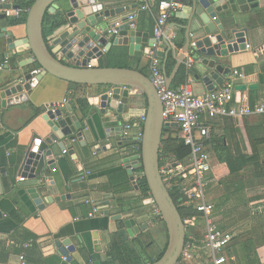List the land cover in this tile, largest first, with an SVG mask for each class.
<instances>
[{
    "label": "crops",
    "instance_id": "obj_1",
    "mask_svg": "<svg viewBox=\"0 0 264 264\" xmlns=\"http://www.w3.org/2000/svg\"><path fill=\"white\" fill-rule=\"evenodd\" d=\"M17 1L7 0L4 3L14 7L18 4ZM66 3V0L60 1L58 9L51 13L60 15L64 20V25L55 31V39H53V35L49 37V45L52 48L55 47L54 44H57V37L67 28L65 27L67 23ZM156 4L157 0H152L150 8L141 11L138 0H122L118 7L114 8L121 6L126 10L120 18L127 19L131 15H137L132 29L140 33H148L150 38L154 39V28L158 18ZM8 11L11 13L13 9ZM8 11L0 10V14H6ZM177 15L169 20L165 31V33L169 31L168 41L173 47V52L170 55L175 60L182 51L176 47V43L182 42L184 47L186 43V28L184 27L187 26V21L177 18ZM120 18L112 22L114 23ZM13 20L16 19L7 17V31L12 33L15 40L25 39L27 36L26 20L17 25L12 24ZM254 20L256 23L251 26V22ZM1 25L2 20H0V34H2ZM241 26L247 27L249 30L250 48L231 54L228 59L219 60V64L231 70L230 75L225 78V82L232 78L235 79L232 72L237 70L245 75V79L236 80L237 86L243 84L257 86L253 91L237 92L235 96L236 101H244L253 107L264 104V7L249 13L242 20ZM114 37L109 36V40L113 41ZM162 43L160 51L166 52L167 48L163 47V38ZM6 51V40L0 39V76L3 75L9 64L18 66L32 58L31 52L25 50L24 53L19 54L15 61L8 59L6 64ZM8 54L11 58L12 53ZM153 55L150 53L143 58L129 56L128 49L119 46H114L109 53L105 54L110 67L122 68L126 65L128 69L144 71L147 75ZM33 69L34 66L29 65L24 68L23 72ZM204 72L198 61L194 69L188 72V80L192 82L193 92L196 95L211 92L203 83ZM218 88L220 86H216L215 90ZM109 92L111 90L107 87L93 86H83L78 90H72L68 82L46 75L33 92L27 95L28 101L26 102L3 109L0 97V186L2 190L0 195V212H2L0 218V264H21L22 256L27 264H69L60 255L57 246L58 243L61 244L65 241H68L71 247L76 248L75 253L70 256L78 264H88V262H90L89 264H101L106 261L114 239L120 237L118 232L121 223L113 221V216L127 212L126 215H132L140 223L151 219L155 220L153 208L144 205L145 199H140V192L134 188L130 180L134 176L135 180L139 181L142 174L138 171L129 172L124 163L127 157L133 155L132 141L138 131L143 129L141 119L146 110V98L141 96L134 109L124 115V120L117 121L115 115L108 117L100 113L99 108L90 104L91 99ZM78 99L87 100L85 108L78 107ZM66 102L70 104L73 114L82 124L85 145L82 146L79 141L66 143V145H73L75 156L64 155L62 151H57L54 165L50 168L51 175L40 182L43 185L47 183L53 195L70 196V199L52 204L46 203L45 208L39 210L28 194L31 183L19 175V170L34 135L45 137L50 132L43 119L44 114L51 105L60 108ZM38 109L42 111L41 115H36ZM126 125H132L128 138H125ZM209 125L213 137L219 139L218 141L221 140L220 142L223 141L227 152L237 161H244L250 157L248 133L252 136L263 133L264 136V116L248 118L243 121L219 118L210 121ZM172 129L179 134L178 128ZM166 131L168 138L171 134L168 130ZM213 149L214 147L210 152H215ZM257 151L260 160L264 161V143L257 146ZM86 171H91V175L82 181L81 176ZM121 172H124L129 178L127 190L124 189V184L120 180ZM49 179L52 180L49 181ZM257 191L253 190L251 194H248L245 189L243 192L249 198V196L253 197L262 193L264 189ZM220 195L224 198L223 189ZM89 199L97 201L104 208L101 214L91 219L88 218L90 209L85 205V201ZM263 201H251L250 203L260 205ZM144 208L148 210V213L145 214ZM250 208L252 211L258 207L252 205ZM105 210L110 212L109 216L105 215ZM15 212L23 217L24 221L21 224L14 219ZM258 219L260 218L256 220ZM217 221L220 225L225 222ZM27 233H32L37 237L36 242L28 247L21 245L22 239ZM262 240L264 242V236L261 237ZM95 242L98 244L97 246H95ZM257 252L259 259L264 263V244L258 248ZM224 255L226 257L225 252ZM189 264L211 263L206 252L197 251Z\"/></svg>",
    "mask_w": 264,
    "mask_h": 264
},
{
    "label": "water",
    "instance_id": "obj_2",
    "mask_svg": "<svg viewBox=\"0 0 264 264\" xmlns=\"http://www.w3.org/2000/svg\"><path fill=\"white\" fill-rule=\"evenodd\" d=\"M4 1L7 0H0L2 11L20 8L18 4L12 7ZM60 1L62 0H36L27 15L25 39L15 40L12 33L7 31L6 14H0V39H5L7 44L5 57L15 61L25 50L32 54V58L18 66L9 64L0 76L2 108L28 101L27 95L33 92L46 75L73 85L109 88L111 92L91 99L90 104L108 117L115 115L117 121L124 120V115L130 113L140 97L144 96L146 110L141 155L129 156L124 163L129 172L142 171L141 178L146 180L152 197V200H145L144 205L158 208L167 230L168 243L165 252L161 258L148 264H179L186 244L187 230L160 173V168L165 165L160 158L163 135L168 128H178V125L164 123L161 98L149 75L138 70L110 67L105 54L114 46L126 47L129 56L139 58L156 53L163 61L167 87L171 88L173 79L184 65L185 55L193 50L199 66L205 71L203 83L212 92L231 73L229 68L219 64V60L245 51L250 45L249 30L241 26L242 20L252 11L264 7V0H186L185 9L177 15V18L187 21V26L184 27L186 43L170 75L166 70L170 53L173 52L168 41L169 31L163 36V47L167 51L156 52V40L151 39L150 34L137 32L131 28L134 22L127 24L126 18H120L126 10L121 6L114 7H118L122 0H66L67 28L57 37V44L52 48L49 38L44 37V20L47 13H54L58 9ZM117 18L125 24L117 30L118 36L111 41L109 30L115 23L112 21ZM193 41L195 47L191 48ZM8 53H12L11 58ZM29 65L34 66V69L23 72ZM256 88V85L243 84L236 86V92L253 91ZM43 119L50 132L45 137L34 135L19 170V175L31 183L28 194L39 210L44 209L46 203L70 199V196L53 195L48 184L43 185L40 182L51 175L50 168L54 165L57 151L67 150L69 155L75 156L73 145L66 143L79 141L82 146L85 145L82 124L73 114L70 104L66 103L60 108L51 105ZM130 180L139 191L138 181L134 176ZM1 193L0 186V195ZM101 211H104L103 207ZM104 213L106 216L110 214L108 210ZM126 213L113 216V221L121 223L118 233L124 242L135 239L148 229L147 223L141 225L132 215ZM97 245L95 242V246ZM57 246L60 255L69 264H78L70 256L75 253L76 248L71 247L68 241L58 243Z\"/></svg>",
    "mask_w": 264,
    "mask_h": 264
},
{
    "label": "built area",
    "instance_id": "obj_3",
    "mask_svg": "<svg viewBox=\"0 0 264 264\" xmlns=\"http://www.w3.org/2000/svg\"><path fill=\"white\" fill-rule=\"evenodd\" d=\"M138 1L141 11L148 10L152 2V0ZM185 1L162 0L156 4L158 12L154 28V39L156 40L154 49L156 52L162 48V38L169 20L183 11ZM30 11L31 8H18L11 11V13L6 12V16L18 20L23 16H27ZM136 16L131 15L128 17L127 24L134 22ZM124 24L122 20H117L109 30V36H118L119 32L117 30ZM133 27L134 25H131V28ZM194 47L195 44H192L191 48ZM249 48L248 45L247 49ZM5 62L8 63V58ZM196 64L197 60L192 50L185 55L184 66L186 71L193 70ZM148 75L151 77V82L161 98L164 123L177 124L179 137L184 145L190 149V155L185 160L161 158L165 165L160 168L163 182L169 192L171 190L180 192V207L191 208L197 214L183 220L186 230H189V235L179 264L192 262L194 254L202 250L206 251L211 264H227L228 259L225 257L224 252L234 239L235 233L220 227L215 217V205L210 196L213 187L220 185L210 154L213 134L209 122L219 118L241 120L253 115L264 116V104L252 107L244 101H236V80L245 79V75L237 70L232 72L235 79L232 78L221 85L220 88L204 95H196L193 92L190 80H187L176 91L168 88L163 70V61L156 56V53H154L149 64ZM141 121L144 123L145 117ZM125 128V138H128L132 125H126ZM143 137V129L141 128L132 141L131 150L133 155H141ZM73 143H76V141ZM62 153L66 155L68 151L65 150ZM90 175L91 172L86 171L81 176V180L85 181ZM147 199L152 200L151 194L145 200ZM85 205L90 209L89 219L102 213L101 204L94 200H86ZM152 208L154 217L162 220L158 208L156 206H152ZM199 222L202 223V227L197 229ZM20 260L21 264H26L24 256Z\"/></svg>",
    "mask_w": 264,
    "mask_h": 264
},
{
    "label": "trees",
    "instance_id": "obj_4",
    "mask_svg": "<svg viewBox=\"0 0 264 264\" xmlns=\"http://www.w3.org/2000/svg\"><path fill=\"white\" fill-rule=\"evenodd\" d=\"M162 0H157V4ZM18 5L20 8H31L32 5L36 2V0H18ZM26 16H23L22 18L18 20H13L12 24H20L24 23ZM256 21L251 22L254 25ZM64 25V20L61 18L60 15H53L51 13H47L45 20H44V37L47 39L50 36H52L55 31H57L59 28H61ZM176 47L182 49L183 43L177 42ZM176 66V60L170 55L166 70L168 75L172 74L174 68ZM122 68H127L126 65H124ZM144 74H146L144 71H141ZM188 80V72L186 71L185 66L183 65L179 72L176 74L175 78L173 79V83L171 86L172 90H178L183 84H185ZM72 90H78L82 88L83 86L79 85H73L70 84ZM77 105L80 108H85L87 105L86 99H78ZM36 115H41L42 111L40 109L36 110ZM258 116H248L240 121H243L248 118H255ZM168 132L171 134L168 138L166 137V132L163 135L162 140V146L160 150V158L164 159H175V160H185L190 155V149L186 147L182 141V139L179 137L178 132H175L172 128L167 129ZM173 134H175L173 136ZM249 137V152L250 157H248L244 161H237L234 159L229 152H227V149L224 147V142H220L217 140V138L213 137L212 135V141H211V149L214 147V153L216 154V157L218 161L227 166L229 172L231 175H235V180H229L227 183V186L224 191V201L229 198L228 195H237L238 193L242 192V190L247 189V193L251 194L253 190H261L264 189V161L260 160L259 153L257 151V146L264 143V136L263 133L257 136H252L248 133ZM222 145V146H221ZM91 172V171H90ZM140 174H142V171H138ZM120 180H122V183L124 184V189H128L129 185V178L124 173L121 172ZM246 176H251V181H248L247 183L250 185L249 189L245 187L244 182L246 179H244ZM244 177V178H243ZM225 184H221L220 186H224ZM137 185L139 187V192L141 194L140 199H146L149 194L150 190L148 188L147 182L144 178H140L137 182ZM232 191V192H231ZM258 192V191H257ZM170 195L173 198L175 204L178 207V210L182 216L183 219H186L187 217H194L197 214L191 209V208H185L180 207L179 204V198H180V192L179 191H170ZM264 200V191L260 194L254 195L253 197L249 196V202L251 201H262ZM97 202V201H96ZM220 203V202H219ZM216 209V205H215ZM14 219L21 224L24 219L21 217V214L18 212H15L13 214ZM155 221L161 223V225L164 226L166 229L164 223L162 220H159L158 218H155ZM222 229H225L223 225H220ZM256 230H252V233L245 235H236L232 242L229 244V246L225 249L226 258L228 259L229 264H263L259 260L257 256V250L258 248L264 244L263 240L261 241V237L264 236V224L260 226V234L255 232ZM189 235V230L187 229V236ZM37 240V237L32 233H27L26 236L22 239L21 245H32ZM167 247V246H166ZM166 248L161 252V254L156 258H151L149 256V253L143 246V236H140L132 241L124 242L122 238L116 237L114 239V242L112 246L110 247V250L108 252V257L104 263L101 264H148L153 263L154 261L161 258L163 253L165 252ZM1 260V255H0ZM90 262H88L89 264ZM227 263V264H228ZM27 264V263H26Z\"/></svg>",
    "mask_w": 264,
    "mask_h": 264
},
{
    "label": "rangeland",
    "instance_id": "obj_5",
    "mask_svg": "<svg viewBox=\"0 0 264 264\" xmlns=\"http://www.w3.org/2000/svg\"><path fill=\"white\" fill-rule=\"evenodd\" d=\"M210 154L214 163L215 173L219 179L218 181L219 185L221 184L223 185L229 180H235L236 176L231 175L227 166L225 167L223 164H221L218 161L216 154L214 152H211ZM244 179H246L244 182L245 187L247 186L246 188H249L250 185L247 182L254 179H252L251 176H246ZM226 186L227 183L224 186L217 185L216 187H213L212 192L210 194L211 198L213 199L214 205H216V216H215L216 219L221 220L220 222L225 221L223 224L225 230L232 231L236 235H242V234L248 235L249 233L250 234L252 233V230H256L255 232L259 236L260 225L262 226L264 224V205H262L264 204V201L263 203L260 202L261 203L260 205H258V203L251 204L249 202L248 196H246V194L243 192L245 189L235 196L228 195L229 198H227L224 201V199L222 200V197H220L221 196L220 194L222 193V189H225ZM252 205L253 207H258V208L251 211L250 207H252ZM257 218L260 219L256 220ZM148 225L152 228L151 232L149 233L150 239L148 240V242H146L144 237L143 246L149 253V256L151 258L156 259L161 254V252L164 250L163 248L165 247L164 244L165 228L163 225H161V223L159 224L158 221L156 222L155 220L152 219L149 220ZM197 226H198L197 229L201 228L202 223L199 222ZM150 241L154 242V246L152 247L147 246ZM202 252H206V251L202 250ZM257 256H258V252H257Z\"/></svg>",
    "mask_w": 264,
    "mask_h": 264
},
{
    "label": "flooded vegetation",
    "instance_id": "obj_6",
    "mask_svg": "<svg viewBox=\"0 0 264 264\" xmlns=\"http://www.w3.org/2000/svg\"><path fill=\"white\" fill-rule=\"evenodd\" d=\"M144 209H145L144 210L145 211V214L148 213V210L146 208H144ZM152 218H154V217H152ZM148 222H149V220L148 221H142L141 222V225L144 224V223H147L148 224ZM141 225H140V227H141ZM151 229L152 228L148 225V229L146 231H142L136 238H138L140 236H143V238L145 237L146 242H148V240L150 239L149 233L151 232ZM164 238H165V243H164L165 244V247L163 249L166 248L167 243H168V235H167V230L166 229L164 230ZM147 246H149V247L154 246V242L153 241H150Z\"/></svg>",
    "mask_w": 264,
    "mask_h": 264
}]
</instances>
